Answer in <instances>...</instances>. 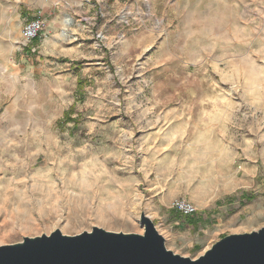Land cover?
<instances>
[{"label": "rangeland", "instance_id": "rangeland-1", "mask_svg": "<svg viewBox=\"0 0 264 264\" xmlns=\"http://www.w3.org/2000/svg\"><path fill=\"white\" fill-rule=\"evenodd\" d=\"M141 212L190 258L264 226V0H0V245Z\"/></svg>", "mask_w": 264, "mask_h": 264}, {"label": "water", "instance_id": "water-1", "mask_svg": "<svg viewBox=\"0 0 264 264\" xmlns=\"http://www.w3.org/2000/svg\"><path fill=\"white\" fill-rule=\"evenodd\" d=\"M142 233L90 231L67 235L23 237L0 245V264H264V226L226 234L196 258L174 253L165 245L153 220L144 212L138 218Z\"/></svg>", "mask_w": 264, "mask_h": 264}, {"label": "built area", "instance_id": "built-area-1", "mask_svg": "<svg viewBox=\"0 0 264 264\" xmlns=\"http://www.w3.org/2000/svg\"><path fill=\"white\" fill-rule=\"evenodd\" d=\"M89 2V0H86ZM127 11H122L120 13V18L128 17ZM45 17L41 9L35 11L33 17L29 19L21 29V38L25 45L31 43L33 40L37 39L44 28ZM97 37L103 38V32H97ZM173 208L176 212L182 215H193L196 212V208L187 200H177L173 204Z\"/></svg>", "mask_w": 264, "mask_h": 264}, {"label": "trees", "instance_id": "trees-1", "mask_svg": "<svg viewBox=\"0 0 264 264\" xmlns=\"http://www.w3.org/2000/svg\"><path fill=\"white\" fill-rule=\"evenodd\" d=\"M179 216H183L184 219H185V222H187L188 224H194L195 223L194 218H193L192 215H182V214L179 213ZM224 235L225 234L221 235L220 238L223 237Z\"/></svg>", "mask_w": 264, "mask_h": 264}, {"label": "bare ground", "instance_id": "bare-ground-1", "mask_svg": "<svg viewBox=\"0 0 264 264\" xmlns=\"http://www.w3.org/2000/svg\"><path fill=\"white\" fill-rule=\"evenodd\" d=\"M63 23H64V25L65 26H69L70 24H71V22H70V20H69V18H64L63 19ZM68 29V28H67ZM25 149V148H24ZM23 149L22 148H18V151H22ZM110 223V222H109ZM75 224V223H74ZM115 225V224H114ZM76 226H77V224H76ZM55 230V229H54Z\"/></svg>", "mask_w": 264, "mask_h": 264}]
</instances>
